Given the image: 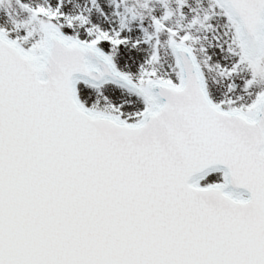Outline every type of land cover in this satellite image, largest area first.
I'll list each match as a JSON object with an SVG mask.
<instances>
[{
    "label": "snow or ice",
    "instance_id": "obj_1",
    "mask_svg": "<svg viewBox=\"0 0 264 264\" xmlns=\"http://www.w3.org/2000/svg\"><path fill=\"white\" fill-rule=\"evenodd\" d=\"M0 264H264V0H0Z\"/></svg>",
    "mask_w": 264,
    "mask_h": 264
}]
</instances>
